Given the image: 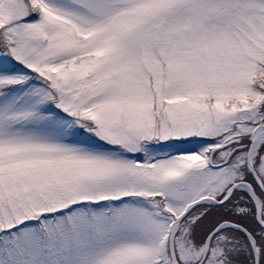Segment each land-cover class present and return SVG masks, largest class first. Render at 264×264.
<instances>
[{
  "label": "snow or ice",
  "instance_id": "obj_1",
  "mask_svg": "<svg viewBox=\"0 0 264 264\" xmlns=\"http://www.w3.org/2000/svg\"><path fill=\"white\" fill-rule=\"evenodd\" d=\"M0 264H264V0H0Z\"/></svg>",
  "mask_w": 264,
  "mask_h": 264
}]
</instances>
